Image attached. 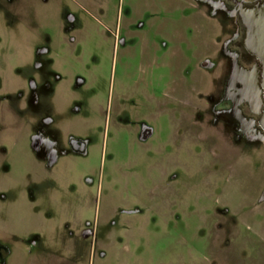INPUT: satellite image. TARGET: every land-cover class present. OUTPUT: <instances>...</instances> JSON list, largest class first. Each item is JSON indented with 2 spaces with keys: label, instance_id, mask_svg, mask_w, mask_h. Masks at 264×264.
<instances>
[{
  "label": "rangeland",
  "instance_id": "374dc122",
  "mask_svg": "<svg viewBox=\"0 0 264 264\" xmlns=\"http://www.w3.org/2000/svg\"><path fill=\"white\" fill-rule=\"evenodd\" d=\"M234 31L203 0H0V264H264Z\"/></svg>",
  "mask_w": 264,
  "mask_h": 264
},
{
  "label": "flooded vegetation",
  "instance_id": "af4514ba",
  "mask_svg": "<svg viewBox=\"0 0 264 264\" xmlns=\"http://www.w3.org/2000/svg\"><path fill=\"white\" fill-rule=\"evenodd\" d=\"M210 4L219 5L226 10L235 23L234 33L224 43L225 51L233 62V84L230 94L221 100L226 110L234 109L248 123L249 129L256 132L264 145V130L260 124L263 113L264 90L261 85L262 65L259 58L253 54L245 43V11L255 7L264 0H203ZM143 133L148 136L150 130L145 128ZM259 200L264 201V185L260 190Z\"/></svg>",
  "mask_w": 264,
  "mask_h": 264
},
{
  "label": "water",
  "instance_id": "95a60500",
  "mask_svg": "<svg viewBox=\"0 0 264 264\" xmlns=\"http://www.w3.org/2000/svg\"><path fill=\"white\" fill-rule=\"evenodd\" d=\"M243 23L245 25L246 46L261 61V85L263 86L264 90V2L257 4L253 8L247 9L243 17ZM260 124L264 130V108L260 119Z\"/></svg>",
  "mask_w": 264,
  "mask_h": 264
}]
</instances>
